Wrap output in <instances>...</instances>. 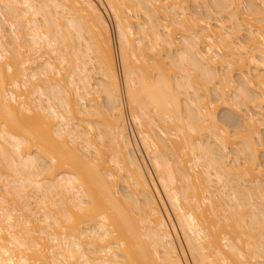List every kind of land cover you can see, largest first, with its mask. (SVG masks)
Listing matches in <instances>:
<instances>
[{
    "label": "bare ground",
    "instance_id": "bare-ground-1",
    "mask_svg": "<svg viewBox=\"0 0 264 264\" xmlns=\"http://www.w3.org/2000/svg\"><path fill=\"white\" fill-rule=\"evenodd\" d=\"M103 2L0 0V264H264V0Z\"/></svg>",
    "mask_w": 264,
    "mask_h": 264
},
{
    "label": "rangeland",
    "instance_id": "rangeland-1",
    "mask_svg": "<svg viewBox=\"0 0 264 264\" xmlns=\"http://www.w3.org/2000/svg\"><path fill=\"white\" fill-rule=\"evenodd\" d=\"M97 4H98V6L100 7V6H104L105 7V3L103 2V0H94ZM207 1H210V0H206V3H207ZM102 4V5H101ZM198 4L200 5V7H201V9L203 8V5H204V3H203V0H199V2H198ZM5 11V10H4ZM109 15V14H108ZM4 17H5V19H8V18H10L9 17V15L7 14V13H5L4 12ZM106 18H108L107 20H108V22H109V26H110V32H111V47H112V54H113V59H114V65H115V68H116V61H115V54H114V45H116V38H115V34H114V25H113V22H112V19H111V17L110 16H107L106 15ZM7 39H9V37H8V35H7ZM8 41V40H7ZM116 48H117V45H116ZM117 52H118V48H117ZM119 58V57H118ZM116 70H117V68H116ZM174 70H176V69H174ZM153 73H155L154 72V70L152 71V75H154ZM174 73L176 74V71H174ZM173 72L171 73V74H174ZM118 76H119V78H120V82H121V73H118ZM173 76V75H172ZM122 86L124 87V84H122ZM123 87L121 88V89H123ZM180 96H181V98H184V97H182V96H184L183 95V93H180ZM123 98H124V95H123ZM124 110H123V112H124V119H125V125H127L126 127L127 128H129V130H131V128H132V126H133V122H132V120L130 119V115H128V111L130 110H128L127 108L129 107V105H128V103H127V105H126V103H124ZM180 106L181 107H183L182 106V103L180 104ZM221 110V111H220ZM219 112H218V117L219 118H221V116H222V118L221 119H223L224 117H226V119H223L224 121L225 120H228L226 123L227 124H230V122L231 123H234L235 121H236V115H234L231 111H229V109H227V108H220L219 110H218ZM230 112V113H228V112ZM227 112V113H226ZM224 113H226V114H224ZM232 114V115H231ZM223 115H225V116H223ZM234 115V116H233ZM227 116H229V117H227ZM232 118H233V120H232ZM235 118V119H234ZM235 120V121H234ZM229 122V123H228ZM226 124V125H227ZM229 125H227V128L232 132L233 130V124H231L229 127H228ZM262 132H264V131H262ZM131 133V142H134V143H131L132 144V149H133V151H134V153H136V154H142V156H143V158H144V161H145V163H146V165H148L147 167L148 168H150V161H149V159H148V157H146L147 155H145L146 153H145V151L143 150V148H142V146H141V144H140V142L137 140V137L135 136L136 134H135V132H130ZM264 136V135H263ZM136 143V144H135ZM135 146V147H134ZM138 150V151H137ZM137 151V152H136ZM140 151V153H138ZM2 188H4V187H1V189ZM120 188H123V186L122 185H120ZM122 190V189H121ZM166 206L168 207V209L170 210V207H169V205L166 203Z\"/></svg>",
    "mask_w": 264,
    "mask_h": 264
},
{
    "label": "built area",
    "instance_id": "built-area-1",
    "mask_svg": "<svg viewBox=\"0 0 264 264\" xmlns=\"http://www.w3.org/2000/svg\"><path fill=\"white\" fill-rule=\"evenodd\" d=\"M114 54H115V61H116V68L118 73H121V66L119 63V58H118V52H117V48L116 45H114Z\"/></svg>",
    "mask_w": 264,
    "mask_h": 264
}]
</instances>
